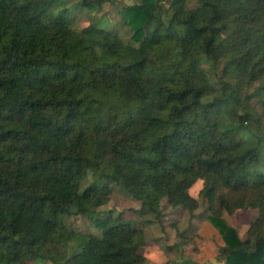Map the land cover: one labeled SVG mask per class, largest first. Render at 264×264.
<instances>
[{
	"label": "trees",
	"instance_id": "trees-1",
	"mask_svg": "<svg viewBox=\"0 0 264 264\" xmlns=\"http://www.w3.org/2000/svg\"><path fill=\"white\" fill-rule=\"evenodd\" d=\"M73 1L0 0V264H145L144 229L97 217L110 185L153 224L165 200L194 216L199 180L220 263L264 264V0H136L131 40L74 29Z\"/></svg>",
	"mask_w": 264,
	"mask_h": 264
},
{
	"label": "rangeland",
	"instance_id": "rangeland-1",
	"mask_svg": "<svg viewBox=\"0 0 264 264\" xmlns=\"http://www.w3.org/2000/svg\"><path fill=\"white\" fill-rule=\"evenodd\" d=\"M169 1L166 0L168 3ZM135 3L136 0H114L106 3L102 10L93 12L83 7L81 0H74L67 5V9L71 16L72 27L76 30L86 28L95 18L101 20L103 28L117 31L127 40H131L132 33L125 26L122 17L125 8ZM203 69L208 72L209 63L204 62ZM220 69L221 67L218 70L219 75ZM256 109L260 112L258 106ZM91 181L90 173L84 185L90 184ZM104 187V185L101 186V189H105ZM109 188L111 194L108 197V202L97 211V217H106L110 213L122 214L125 219L132 220L135 226L144 229L147 244L140 248V253L147 258L145 264H180L189 260L194 264L220 263L219 254L223 241L218 230L209 229L213 225L208 221L207 204L199 197L203 188L202 180H199L191 189V194L200 199V207L194 216L182 208L167 206L165 200L163 201V218L161 222L153 224L145 222L150 219V216H141V203L129 192L117 185H110ZM257 213V211H240L233 216L225 214L224 218L238 230L240 237L245 239L250 222L257 216ZM64 222L68 227L77 231L98 233V230L92 225L91 219L87 216L66 217ZM37 264L52 263L49 261Z\"/></svg>",
	"mask_w": 264,
	"mask_h": 264
},
{
	"label": "crops",
	"instance_id": "crops-1",
	"mask_svg": "<svg viewBox=\"0 0 264 264\" xmlns=\"http://www.w3.org/2000/svg\"><path fill=\"white\" fill-rule=\"evenodd\" d=\"M205 226H207V225H205ZM212 226V225H211ZM210 228H212V229H214V230H216L217 231V229L214 227V226H212V227H209V229ZM219 264H222V263H219Z\"/></svg>",
	"mask_w": 264,
	"mask_h": 264
}]
</instances>
